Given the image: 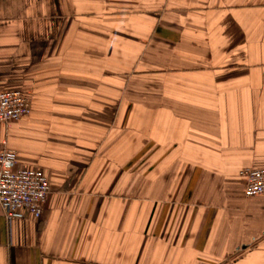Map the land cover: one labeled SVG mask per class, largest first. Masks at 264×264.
Listing matches in <instances>:
<instances>
[{
  "label": "crops",
  "instance_id": "1",
  "mask_svg": "<svg viewBox=\"0 0 264 264\" xmlns=\"http://www.w3.org/2000/svg\"><path fill=\"white\" fill-rule=\"evenodd\" d=\"M0 151L43 215L0 212V264H264V0H0Z\"/></svg>",
  "mask_w": 264,
  "mask_h": 264
},
{
  "label": "built area",
  "instance_id": "2",
  "mask_svg": "<svg viewBox=\"0 0 264 264\" xmlns=\"http://www.w3.org/2000/svg\"><path fill=\"white\" fill-rule=\"evenodd\" d=\"M29 113V103L20 90L0 91L1 125L17 123L27 118ZM239 177L245 182L246 198L264 195V168L244 169ZM49 195V182L41 170L20 168L14 151H0V212L5 219H21L24 213H28L39 221Z\"/></svg>",
  "mask_w": 264,
  "mask_h": 264
}]
</instances>
